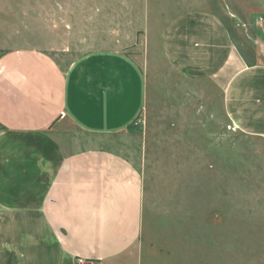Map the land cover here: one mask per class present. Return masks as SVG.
Instances as JSON below:
<instances>
[{
	"label": "crops",
	"instance_id": "crops-1",
	"mask_svg": "<svg viewBox=\"0 0 264 264\" xmlns=\"http://www.w3.org/2000/svg\"><path fill=\"white\" fill-rule=\"evenodd\" d=\"M151 52L169 74L212 84L230 125L264 140V65L244 61L214 12L175 14L153 43L147 37L138 59L94 50L63 65L40 50H7L0 54V264H112L138 243L142 173L117 141L146 109Z\"/></svg>",
	"mask_w": 264,
	"mask_h": 264
},
{
	"label": "rangeland",
	"instance_id": "rangeland-1",
	"mask_svg": "<svg viewBox=\"0 0 264 264\" xmlns=\"http://www.w3.org/2000/svg\"><path fill=\"white\" fill-rule=\"evenodd\" d=\"M189 9L220 15L244 61L264 65V0H0V54L138 59ZM151 54L146 109L117 141L142 173V233L112 264H264V140L230 125L212 84L187 83Z\"/></svg>",
	"mask_w": 264,
	"mask_h": 264
},
{
	"label": "built area",
	"instance_id": "built-area-1",
	"mask_svg": "<svg viewBox=\"0 0 264 264\" xmlns=\"http://www.w3.org/2000/svg\"><path fill=\"white\" fill-rule=\"evenodd\" d=\"M86 262H87V261H84V260H81V259H80V260H78L77 264H87Z\"/></svg>",
	"mask_w": 264,
	"mask_h": 264
},
{
	"label": "trees",
	"instance_id": "trees-1",
	"mask_svg": "<svg viewBox=\"0 0 264 264\" xmlns=\"http://www.w3.org/2000/svg\"><path fill=\"white\" fill-rule=\"evenodd\" d=\"M0 127H1V125H0Z\"/></svg>",
	"mask_w": 264,
	"mask_h": 264
}]
</instances>
